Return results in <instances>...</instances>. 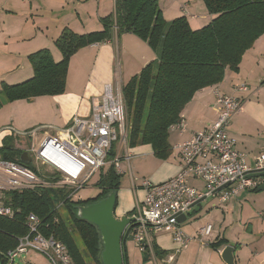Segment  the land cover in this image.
<instances>
[{"label":"crops","instance_id":"1","mask_svg":"<svg viewBox=\"0 0 264 264\" xmlns=\"http://www.w3.org/2000/svg\"><path fill=\"white\" fill-rule=\"evenodd\" d=\"M158 4L164 20L184 16L194 31L208 25L213 17L202 0H158ZM113 10L114 0H0V90L2 84L16 85L33 77L31 54L48 50L55 63L61 61L55 41L63 29L76 34L102 31L101 19ZM155 58L147 43L131 33H120L113 40L84 47L68 59L62 94L4 101L0 129L11 125L19 132L36 130L40 137L56 135L73 116L89 117L92 99L101 95L105 84L121 88ZM241 83L248 90L236 92L234 88ZM216 94L236 96L242 101L241 111L231 119L227 134L235 139V149L244 153L252 165L264 145V34L242 56L236 72L227 69L220 83L197 91L186 104L180 115L186 129L169 133L167 159L154 160L149 145L127 147L131 150L129 155L150 165L145 174L150 182H165L178 172L179 157L172 147L215 119L212 106ZM188 183L199 190L203 187L197 180L189 179ZM129 184L128 189L117 191V218L129 217L135 206L134 193L140 202L144 197L142 188L134 189L130 181ZM205 200L200 210L194 208L187 213L182 230L194 237L200 227L210 225L208 243L221 240L224 244L215 249L194 240L176 252L171 236L161 232L152 237L153 253L158 251L161 257L173 254L172 264H225L220 253L230 246L235 264H264V191H242L225 203L216 197ZM189 217L192 220L183 226ZM121 249L126 264H166L158 254L150 257L141 252L130 236L124 239Z\"/></svg>","mask_w":264,"mask_h":264},{"label":"trees","instance_id":"2","mask_svg":"<svg viewBox=\"0 0 264 264\" xmlns=\"http://www.w3.org/2000/svg\"><path fill=\"white\" fill-rule=\"evenodd\" d=\"M202 2L213 17L208 25L194 31L184 16L164 20L158 0H114L113 13L101 19L102 31L87 34H76L67 28L61 31L55 41L62 55L58 63L48 50L31 54L33 77L16 85L2 84L0 108L4 101L62 94L70 56L92 44L113 40L120 33H131L146 42L156 58L121 87L127 147L149 145L155 157L167 159L168 129L179 120L186 104L197 91L220 83L227 69L236 72L242 56L264 34V0ZM20 149L18 139L5 137L0 159L31 168L29 163L20 161ZM120 176L108 166L96 184L99 194L86 201L68 200L66 192L52 189L6 193L4 203L14 208L15 215L11 220L0 217V264H9L5 254L16 247L17 239L27 234L25 218L30 213L41 221L46 236L52 235L65 246L74 264H102L99 231L93 224L77 218L76 207L98 202L111 192L117 195ZM62 210L67 217L61 216ZM75 234L81 247L74 240ZM223 244L220 240L208 245L216 249ZM155 254L161 257L158 251Z\"/></svg>","mask_w":264,"mask_h":264},{"label":"built area","instance_id":"3","mask_svg":"<svg viewBox=\"0 0 264 264\" xmlns=\"http://www.w3.org/2000/svg\"><path fill=\"white\" fill-rule=\"evenodd\" d=\"M234 90L244 92L248 88L241 83ZM241 107L242 101L238 97L216 94L212 106L215 119L172 147L179 157V170L159 184L146 179L138 181L133 176L126 148L125 106L119 87L105 84L101 95L92 99L89 117L73 116L56 135H43L37 139L36 130L19 132L11 125L5 126L0 129V148L5 137L27 138L28 147H21L20 151L30 158L31 168L0 159V217L11 220L15 215L14 208L4 203L6 193H38L52 189L66 192L68 200L80 201L79 197H74L75 193L112 166L117 174L129 176L132 188L138 186L144 192L142 201L135 204L128 217L132 219L128 236L141 252L153 257L152 237L161 232L171 236L176 252L187 248L194 240L207 244L212 227H200L196 236L191 237L182 230L179 216H186L201 199L216 197L225 203L242 191L257 190L262 183L261 178L253 175L264 171V145L254 163L249 165L246 155L235 149V139L227 134L231 119L241 111ZM185 129L186 124L181 117L168 130L183 132ZM112 148L114 155L110 159ZM32 162L44 167V171L33 166ZM189 179L200 181L202 189L191 186ZM25 226L27 234L17 239L16 247L5 254L9 264L29 250L40 252L49 264H74L65 246L52 235L46 236L42 232L37 216L28 214ZM173 260L174 255L171 254L161 261L172 264Z\"/></svg>","mask_w":264,"mask_h":264},{"label":"water","instance_id":"4","mask_svg":"<svg viewBox=\"0 0 264 264\" xmlns=\"http://www.w3.org/2000/svg\"><path fill=\"white\" fill-rule=\"evenodd\" d=\"M19 159L22 162L30 163V158L25 152L20 155ZM253 176L263 179V182L256 191H264V171L256 173ZM115 201L116 194L111 192L98 202L76 207L77 218L93 224L99 231L100 243L102 246L100 260L102 264H123L121 245L129 234L128 228L132 221L131 218L124 216L117 218L114 215ZM202 201H204V199L197 201L194 205L196 211L200 210ZM185 219V215H180L178 221L182 223ZM220 257L225 264H235L233 248L230 246H225L223 248Z\"/></svg>","mask_w":264,"mask_h":264},{"label":"rangeland","instance_id":"5","mask_svg":"<svg viewBox=\"0 0 264 264\" xmlns=\"http://www.w3.org/2000/svg\"><path fill=\"white\" fill-rule=\"evenodd\" d=\"M125 125H126V110H125ZM126 127H127V125H126ZM126 133H128L127 128H126ZM40 136H41V134L37 133V139L41 138ZM21 143H22V146L24 148H27L29 145V140L27 138H22ZM126 144H127V138H126ZM115 152H117V151H115ZM128 152L131 153V150H128ZM123 153H124V150H123ZM121 154H122V151H121ZM117 156L120 157V154L117 153ZM152 156L154 157V160H159L154 155H152ZM141 160H143V159L135 158V157H132L130 155V168H131V171L133 173V176L135 178H137L138 181L142 180V179L148 180V178L145 174H146L147 170L151 168L150 165H148V164L146 165L145 164L146 162H142ZM32 165L37 166V168L39 170H41L42 172L45 169L44 167H39L37 162H32ZM122 167L125 169L124 164H122ZM39 176H41V174H39ZM129 181H130V178L127 174L121 175L120 176L119 190L124 189V188L128 189L130 187ZM94 183H95V179H93L87 187L78 190L75 193L74 197L75 198L79 197L83 201L94 199L99 194V189L97 188V186ZM136 183H138V182L136 181ZM135 197H136V199H135ZM133 200H134V205L139 202V199L137 198L136 193H134V199ZM205 203H206V200L202 202V204H205ZM190 210H191V212H193L194 208L190 209ZM191 212H188V214H190ZM60 213H61L62 217H64V218L67 217V213L65 210L60 211ZM190 218L191 217L188 218L187 223L183 224V226H187ZM74 240L77 243L78 247H81L80 239L76 234L74 236ZM13 264H49V262L44 257V255H42L40 252H35L32 250H29L26 254H23V255L17 257L16 259H14Z\"/></svg>","mask_w":264,"mask_h":264}]
</instances>
